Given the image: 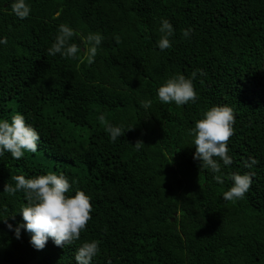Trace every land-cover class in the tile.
<instances>
[{
	"label": "trees",
	"instance_id": "1",
	"mask_svg": "<svg viewBox=\"0 0 264 264\" xmlns=\"http://www.w3.org/2000/svg\"><path fill=\"white\" fill-rule=\"evenodd\" d=\"M12 0H0V119L17 112L40 133L35 154L0 157V209L26 203L4 185L14 175L63 172L91 197V219L64 248L51 239L34 249L0 221V264H76L85 241L99 242L92 264H264V0H27L17 19ZM162 19L175 32L172 46L156 47ZM61 24L71 42L103 36L92 65L47 55ZM191 29L188 37L183 30ZM83 47V46H82ZM198 99L160 103L156 90L169 77H189ZM152 99L144 110L139 101ZM212 105L235 114L229 138L233 163L223 184L194 160L190 130ZM131 127L115 142L97 120ZM142 142L140 150L134 144ZM252 160L256 162L251 163ZM251 167H245V163ZM232 173H248L243 199L225 201Z\"/></svg>",
	"mask_w": 264,
	"mask_h": 264
},
{
	"label": "clouds",
	"instance_id": "2",
	"mask_svg": "<svg viewBox=\"0 0 264 264\" xmlns=\"http://www.w3.org/2000/svg\"><path fill=\"white\" fill-rule=\"evenodd\" d=\"M11 14L17 19H27L31 14V6L27 0H12ZM159 31L162 33L156 42V47L164 51L172 44L170 37L175 29L168 19H162ZM191 29L183 30V36L188 37ZM74 30L61 24L54 42L47 49V55L59 56L65 59H75L80 64L92 65L95 62L98 48L103 36L99 33L88 34L82 37L81 44L72 43ZM6 36H0V45H7ZM83 46V47H82ZM205 76L206 73L197 69L189 77L176 74L169 77L158 86L156 100L160 103H175L177 106L195 102L198 99L193 81L197 75ZM152 99L139 101V107L147 110L152 106ZM97 120L104 126V132L109 140L115 143L131 127H121L109 122L101 113ZM235 114L231 107L226 105H212L206 109L202 117L195 121L190 130L193 136L191 145L195 146L193 158L199 161L200 168L211 171L214 180L223 184L222 168L232 165V157L228 154L229 138L234 134ZM41 140L40 133L31 124L26 123L23 114L17 112L9 119H0V157L10 153L13 159H21L25 153L35 154ZM142 142L137 141L134 146L140 150ZM256 161L252 160L254 164ZM245 167L251 164L245 163ZM14 183L4 185L3 192L9 196L22 193L26 203L18 210L22 217L21 222L14 226L8 222V218L14 219L13 212L0 209V221H2L14 236L19 239L23 229L29 235V243L36 250H42L49 239L61 248L71 245L79 240L81 232L85 230L87 222L91 219V197L82 190L73 191L74 181L70 183L68 177L59 172L29 176L14 175L11 177ZM231 186L223 192L222 199L235 202L243 199L252 184V177L248 173H232ZM3 247V244H0ZM100 253L99 242L96 240L85 241L74 253L76 264H92L93 259ZM110 264V262H109Z\"/></svg>",
	"mask_w": 264,
	"mask_h": 264
}]
</instances>
